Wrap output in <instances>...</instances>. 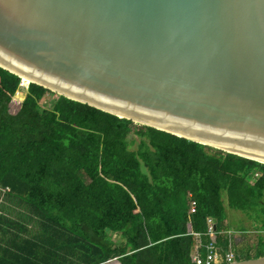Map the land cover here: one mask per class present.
Here are the masks:
<instances>
[{
	"label": "trees",
	"instance_id": "trees-1",
	"mask_svg": "<svg viewBox=\"0 0 264 264\" xmlns=\"http://www.w3.org/2000/svg\"><path fill=\"white\" fill-rule=\"evenodd\" d=\"M21 84L0 68V264H195L198 243L219 264L264 257V164L58 95L44 109L36 84L14 115ZM224 194L256 241H237Z\"/></svg>",
	"mask_w": 264,
	"mask_h": 264
},
{
	"label": "water",
	"instance_id": "water-1",
	"mask_svg": "<svg viewBox=\"0 0 264 264\" xmlns=\"http://www.w3.org/2000/svg\"><path fill=\"white\" fill-rule=\"evenodd\" d=\"M0 68L264 164V0H0Z\"/></svg>",
	"mask_w": 264,
	"mask_h": 264
},
{
	"label": "rangeland",
	"instance_id": "rangeland-1",
	"mask_svg": "<svg viewBox=\"0 0 264 264\" xmlns=\"http://www.w3.org/2000/svg\"><path fill=\"white\" fill-rule=\"evenodd\" d=\"M28 88H25L22 86V89L20 90L19 94H20V98L22 100H18L16 99L17 96L15 97L14 102L11 105V113L12 114H16L19 110H20V105L24 99V97L26 96ZM54 95H49L43 102H42V106L44 109H48L51 108V106L53 105V103L56 101L57 99V94L53 93ZM56 94V95H55ZM223 200L225 202L226 205V213H227V223L228 225L231 227V229L234 231V233L236 234L237 237V241L239 243L244 242L245 238H249L251 240L256 241V236H257V223H255L253 220L249 219L244 213L240 212V211H236V210H232L229 208L228 204H227V196L226 194H224ZM249 229L250 234H248L247 236H244L242 233L239 232V229ZM244 238V239H243ZM253 244V243H251ZM108 264H120L119 261L113 260L111 263Z\"/></svg>",
	"mask_w": 264,
	"mask_h": 264
},
{
	"label": "built area",
	"instance_id": "built-area-1",
	"mask_svg": "<svg viewBox=\"0 0 264 264\" xmlns=\"http://www.w3.org/2000/svg\"><path fill=\"white\" fill-rule=\"evenodd\" d=\"M21 86H23V83L21 84ZM207 235H209L210 238H213L217 235V229L212 219L208 220ZM196 237L197 239L200 238V234H197ZM204 249L206 252V256H202V250ZM219 252L220 249L214 243H209L205 247H203L200 243H198L194 250L193 262L195 264H219L220 261ZM225 261L226 263H232L238 260L236 259L235 253L232 250H230L225 255Z\"/></svg>",
	"mask_w": 264,
	"mask_h": 264
},
{
	"label": "bare ground",
	"instance_id": "bare-ground-1",
	"mask_svg": "<svg viewBox=\"0 0 264 264\" xmlns=\"http://www.w3.org/2000/svg\"><path fill=\"white\" fill-rule=\"evenodd\" d=\"M24 80H26V79H24ZM26 81H27V80H26ZM183 136H184V135H183ZM196 140H197V139H196ZM198 140H199V139H198ZM199 141H201V140H199ZM202 142H203V141H202ZM211 145L215 147L214 144H211ZM216 146H217V145H216ZM218 147H221L222 149L227 150V151H233V152H237V153H240V154H245V153H242V152H239V151H236V150H231V149L228 148V147H223V146H218ZM245 155H247V154H245ZM247 156L253 157V156H251V155H247ZM253 158L258 159L260 162L264 163V160H262V159H259V158H256V157H253Z\"/></svg>",
	"mask_w": 264,
	"mask_h": 264
},
{
	"label": "clouds",
	"instance_id": "clouds-1",
	"mask_svg": "<svg viewBox=\"0 0 264 264\" xmlns=\"http://www.w3.org/2000/svg\"><path fill=\"white\" fill-rule=\"evenodd\" d=\"M28 87H29V86H28ZM28 87H27V88H28Z\"/></svg>",
	"mask_w": 264,
	"mask_h": 264
}]
</instances>
